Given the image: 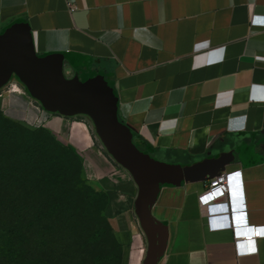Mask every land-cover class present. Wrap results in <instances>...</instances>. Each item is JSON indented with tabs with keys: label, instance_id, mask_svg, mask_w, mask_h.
<instances>
[{
	"label": "crops",
	"instance_id": "0c3cea01",
	"mask_svg": "<svg viewBox=\"0 0 264 264\" xmlns=\"http://www.w3.org/2000/svg\"><path fill=\"white\" fill-rule=\"evenodd\" d=\"M0 111L81 160L121 264H264L199 201L241 171L264 227V0H0Z\"/></svg>",
	"mask_w": 264,
	"mask_h": 264
},
{
	"label": "rangeland",
	"instance_id": "374dc122",
	"mask_svg": "<svg viewBox=\"0 0 264 264\" xmlns=\"http://www.w3.org/2000/svg\"><path fill=\"white\" fill-rule=\"evenodd\" d=\"M32 131L0 115V221L6 208L27 207L35 264H120L105 194L72 149L46 129Z\"/></svg>",
	"mask_w": 264,
	"mask_h": 264
},
{
	"label": "built area",
	"instance_id": "2783aa9c",
	"mask_svg": "<svg viewBox=\"0 0 264 264\" xmlns=\"http://www.w3.org/2000/svg\"><path fill=\"white\" fill-rule=\"evenodd\" d=\"M199 201L206 210L210 231L231 230L239 257L258 255L256 241L264 239V227L249 225L241 171L210 180Z\"/></svg>",
	"mask_w": 264,
	"mask_h": 264
},
{
	"label": "trees",
	"instance_id": "16d2710c",
	"mask_svg": "<svg viewBox=\"0 0 264 264\" xmlns=\"http://www.w3.org/2000/svg\"><path fill=\"white\" fill-rule=\"evenodd\" d=\"M0 115L7 122L22 126L23 128L29 130L30 132H33L32 129L26 128L21 124H18L14 121L7 119L1 111H0ZM49 134L53 138H55L50 132ZM73 155L79 161V158L74 152ZM80 164H81V173L83 175L81 160H80ZM106 201H107V196H106ZM18 211L19 212H15V211L13 212L11 209L6 208V210L2 215V220L0 221V264H35L30 256L31 249L29 247L28 238L30 237V235H32L33 230H32V223L26 221L27 207L25 206L21 208L18 207ZM111 230L113 232L112 227ZM113 237L116 244L119 245V243L115 238L114 232H113ZM120 248H121V260H122V247L120 246ZM121 260H120V264H121Z\"/></svg>",
	"mask_w": 264,
	"mask_h": 264
},
{
	"label": "water",
	"instance_id": "95a60500",
	"mask_svg": "<svg viewBox=\"0 0 264 264\" xmlns=\"http://www.w3.org/2000/svg\"><path fill=\"white\" fill-rule=\"evenodd\" d=\"M22 75H24V73L22 72ZM61 90H67L68 86L66 84L61 85ZM110 112V111H109ZM108 115H111V113H109ZM113 121L116 122L115 118L113 117ZM115 125V123H114ZM116 129V125L113 126L112 128L109 129H105L102 132V135L108 140V141H113V137H114V130ZM122 149H127V146H122ZM214 179V178H213ZM212 180V179H211ZM149 208L150 205L146 204L144 207V212H143V216H144V221L145 223H148V219H149Z\"/></svg>",
	"mask_w": 264,
	"mask_h": 264
}]
</instances>
